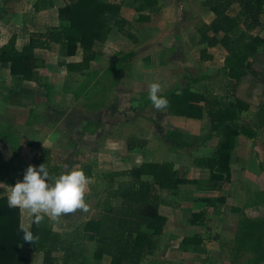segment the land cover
<instances>
[{"label":"crops","instance_id":"obj_1","mask_svg":"<svg viewBox=\"0 0 264 264\" xmlns=\"http://www.w3.org/2000/svg\"><path fill=\"white\" fill-rule=\"evenodd\" d=\"M64 5L63 0H0V49L12 37H15L16 48L21 51L28 45L31 33L45 32L49 28L59 27L61 24L59 9ZM125 40L122 34L113 29L104 49L105 56L112 54L111 50H115L117 47L124 48L125 51L119 55L121 57L119 60L123 64L119 62V65L115 62V65H104V67L105 63H102L104 56H100L91 63L90 69L83 72H70L68 68L70 64L82 62L83 50L81 48L73 57L66 55V49L61 44H53L51 50H36L35 55L40 60L36 71L43 83L47 85L46 90L34 81L12 76L9 68L0 63V163L5 166V172H0V183H3L0 184V198L7 197L6 193L10 191L9 186H11L6 185L1 177L7 180L9 178L15 183L22 180L23 175L21 174H24L28 165L27 161H24L25 158L30 160L33 166L38 167V164L33 163L39 152L36 148L37 145L41 146L42 151L54 155L53 157L57 155L56 159L62 161L59 173L55 171L58 164H55L54 161L52 162L53 167L50 165V169L46 168L51 175L58 176L65 171V164L69 167H73V165L78 168L91 167L92 177L89 179L84 197L90 208L87 207V210L77 209L75 212L69 213L70 215L62 214L58 218L46 215L51 222L52 230L67 238L68 236L63 233L66 231L64 224L75 223L77 217L82 219L80 224L85 223L95 212L92 200H95V180L99 178L100 174H97L94 161L97 163V160H101L100 151H102L101 146L104 142L113 145V147H108V144H104L108 151L107 160L109 158L111 160L110 164L116 165L118 162L126 167L129 162L135 160L131 162L135 167L142 163L155 162L171 164L173 169L179 171L175 167L178 162L172 160L179 155L188 154L190 155L187 165L189 173L184 175V179L194 182L180 185L174 192L161 191L162 199L170 203L160 208L161 214L167 218V223L162 235L158 237L156 250L143 255L140 264H230L233 249L228 245L232 240H235L237 231H233L229 222L236 219L238 222L247 219L252 223L263 224L264 227V49L260 50L253 60L258 75L244 76L234 89L229 88L232 81L222 71H219L213 78L212 73L208 72V75L206 74L203 79L205 83L209 79L216 83V79L219 77L223 82L221 91L216 90L218 89L216 86L208 85V82L203 89L198 88L200 79L196 76L190 77L186 83V85H191L192 92L210 94L219 99H230L231 96H234L248 105V109L241 114V123L246 125L248 132L241 133L236 139L235 147L231 153V182L220 194L219 190L213 188V185L208 186V181H204L208 174L211 175V170L206 162L213 155L219 142L216 131L212 130V118L206 112L200 119H197L173 115L167 108L157 110L152 107L147 91H142V88L140 97L145 98L144 104L141 108H136L133 103V88L138 83L126 84L128 86L121 91L123 81L127 78L129 71L134 68L132 63H135L132 60L130 65L126 61L133 59L137 54L134 52L136 49H132L133 45L131 46ZM218 48L219 46L209 49V54L213 56V50ZM128 56H130L129 59H127ZM212 60L204 62L210 65ZM101 66L104 68L101 69ZM223 74L226 76L224 79ZM105 81H107V85L102 87V84H106ZM72 84L75 87L73 98L76 103L80 104V108H77L79 119H72L71 117L74 115L70 116L67 109H63L64 112L60 115L56 114L51 107L53 96L57 94L55 92L61 94L63 98ZM117 89L120 90L118 93ZM112 94H118L120 98H116V95L111 100ZM13 96L31 100L30 103L25 104L21 98L13 100L11 98ZM41 96L45 103L42 110H37V103ZM122 96L125 97V101H121ZM65 98L69 100V94ZM84 102L85 104L82 106L81 103ZM6 108L8 112L13 113L12 116L4 114L7 112ZM38 111L42 113L40 114ZM133 111L139 112L135 113L136 127L140 129L148 127L150 125L148 122L151 119H153V121L151 120L152 126L157 124L163 127L162 136L156 138L158 146H163L155 149L157 156L154 155L155 152L148 151L150 145L153 147L152 144H154L153 141H150L148 132L128 133V127L132 126ZM55 115H59L60 119L55 120ZM152 129L154 130V127ZM174 129H181L193 138L190 140L189 148L175 150L168 142L165 133ZM125 136L129 138L128 141L125 140ZM162 137L163 139L160 140ZM135 142L137 144H134ZM130 143L132 149H129ZM197 149H199V154L202 150H206L205 156L194 155L192 157ZM47 159L49 160L51 157L48 155ZM14 161H18L17 169L13 174H7ZM128 179L122 175L115 178L119 182ZM204 182L206 183L203 184ZM108 185L110 186L108 189H111L112 184ZM114 188L116 187L114 186ZM203 193L209 196L213 195V197L210 196L213 201L222 196L224 201L215 207H208V198L204 197ZM222 207L230 209L229 215L224 218L218 217V215L214 216V213ZM233 208L239 209L245 216L241 214L233 216ZM203 211H206V215L199 216ZM67 217L71 220H67ZM31 221L32 217L28 215L27 210L21 209V224L30 225L31 229ZM217 227L219 229L214 231V228ZM240 233L237 236H240ZM88 243L94 242L87 241L81 245L85 249ZM24 248L32 250L36 257L43 253L22 246L20 255L29 259V264H31L32 254L22 255L21 251ZM84 252L86 253V251ZM59 253L61 256L64 255V252L59 251L52 254L56 259L54 264H62L55 256ZM85 253L83 264H86L85 258L90 260V254L96 264H111V257L107 255L97 258L95 252ZM43 264H45L44 259Z\"/></svg>","mask_w":264,"mask_h":264},{"label":"trees","instance_id":"obj_2","mask_svg":"<svg viewBox=\"0 0 264 264\" xmlns=\"http://www.w3.org/2000/svg\"><path fill=\"white\" fill-rule=\"evenodd\" d=\"M63 1L65 5L59 9V27L31 33L28 45L21 51L16 48L15 37L0 49V63L9 68L12 76L34 81L44 90L48 87L36 71L40 65V60L35 55L36 50H51L53 44H61L66 49V55L73 57L81 48L82 62L70 64L68 68L70 72H83L90 69L93 61L104 55V45L113 29H117L120 34L124 33L129 22L123 15L124 7L134 8L137 2L142 1L141 9L157 10L155 0H122L120 4L107 0ZM235 4L240 10L237 17H232L229 11ZM203 5L214 15V19L198 29L200 58L210 61L212 56L209 49L218 46L225 48L228 56L221 71L232 81L229 88L234 89L244 76L258 75L253 60L264 49V35L252 36L249 32L256 29L264 32V0H206ZM142 19L148 18L140 16L139 20ZM241 21L246 31H240ZM129 58L130 56L127 57ZM161 95L167 98V109L173 115L200 119L206 112L212 118V130L216 131L219 142L206 163L211 170L209 182L221 194L231 182V153L236 139L241 133L248 132L246 125L241 123V114L248 109V105L234 96L219 99L210 94L192 92L190 84L180 91L172 90ZM165 138L173 144L175 150L189 148V142L193 139L181 129L167 131ZM36 148L39 155L34 161L43 164L46 154L40 145ZM129 149H132L131 143ZM80 169L88 178L92 177L91 167L84 166ZM4 171L5 166L0 163V172ZM120 175L129 179L118 182L116 188L108 190L102 208L79 226V230L82 231L84 240L96 243L97 258L107 255L111 257V264H140L143 255L156 250L158 237L162 235L167 223L160 208L170 203L162 199L161 191L174 192L180 185L194 181L184 179L171 164L155 162L142 163L123 173H110L106 178L113 180ZM49 177L56 175L50 174ZM1 179L6 185L15 183L9 178ZM223 201L222 196L215 201L208 199V207H215ZM205 215L206 211H203L199 216ZM20 225L21 209L9 207L7 197H1L0 264H29L28 259L20 255L22 246L43 252L45 264H54L56 259L52 254L58 251L64 252L60 259L62 264H83L85 249L80 243L82 235L68 239L54 232L45 215L39 223H32L30 231L34 238L28 242L23 238ZM248 226L252 239L256 237V245H259L263 234L257 231L261 226L252 222ZM247 234V230L240 233L242 244L247 241Z\"/></svg>","mask_w":264,"mask_h":264},{"label":"rangeland","instance_id":"obj_3","mask_svg":"<svg viewBox=\"0 0 264 264\" xmlns=\"http://www.w3.org/2000/svg\"><path fill=\"white\" fill-rule=\"evenodd\" d=\"M107 1L111 2V3H115V4H120V2L122 0H107ZM155 1H156L155 8L157 10H154V11L152 10L153 12L150 11V9H148V8L141 9L140 3L142 1L137 2V4L134 7L135 9L133 8V6L132 7H128V6L124 7L123 15L128 19L129 22H128V25H127L124 33H122V36L126 39L125 41H128V43L131 44V46L133 45L132 49H136V50H134V52L137 54L135 55V57L133 56L135 59L133 58V59H129L128 61H126L127 64L128 63L130 64V62L132 60H133L132 62H135V63H132L134 68L131 69V71H129L128 75L126 76L127 78L124 77L126 79L123 81V86H122L121 91L124 89V87L128 86L126 84H131L132 82L138 83V85H135L133 88L134 89L133 90L134 91L133 103H135L136 108H141L142 104H144L145 98L140 97V93H141L140 89L142 88V91H147V96H148V91H149L148 85L150 82H158L161 84V86H162L161 92L158 93V95H160L162 93H166V91L168 92L171 90H177V89L179 90V89L183 88L186 85V83L188 82L187 80L190 79V77L192 78L193 76H196L198 79H200V83H199V85H197L198 88L203 89L204 85L208 82L209 83L208 85L216 86V87H218V89H216V90L221 91V87L223 86V82L219 77L216 79L217 80L216 83H214L212 79L207 80L206 83L203 80L205 75L208 72L212 73L211 74L212 78L219 71L221 72L220 69L225 66L226 58L228 56V53L225 50V48L219 46L218 49L213 50L214 54H213L212 58H214V59L211 61L210 65L206 64V62H204L200 58L201 46H199L200 35L198 32V29L203 24H205V23L208 24L214 19V15L207 9V7H205L203 5V3L206 0H155ZM143 5H144V2H143ZM138 9H140L141 11L137 12L136 10H138ZM239 10H240V7L237 4H235L231 7L229 14L232 17H237ZM124 11L126 12L125 14H124ZM151 12H152V14H151ZM140 16H143V17L148 18V19L147 20H143V19L139 20ZM262 21L264 22V16H262ZM240 25H241V28H239L240 31H244L245 27L243 25V21H241ZM116 31H117V29H116ZM249 34L252 36H257L259 34L264 35V32L261 29H256V30L250 31ZM105 46H106V44L104 45V49H105ZM116 51H118V52H116ZM124 51H125L124 48L117 47V49L111 50L112 54H108V55L106 54L107 56L103 55L104 57L102 59L103 60L102 63H105V64H103V66L104 65H108V66L109 65H115V62H117L119 64V62H120L119 59H121V57H119V55L121 53H123ZM109 57H112V58H109ZM111 59H113V60H111ZM122 59H123V57H122ZM111 61L112 62L114 61V62L112 63ZM121 64H123V63H121ZM103 66H101V69H103L105 67V66L104 67ZM163 67H165V68H163ZM213 73H214V75H213ZM170 77H171V79H169ZM224 78H226L225 75L223 76V79ZM105 82H106V84H102V87L104 85L105 86L107 85V81H105ZM72 83H74V82L72 81ZM73 85L74 84H72V86L71 85L69 86L70 90L68 88L67 93H65L63 95V98H62L61 94H59L58 92H55L57 94L53 96V99H52L53 104L51 107H53L54 112H56V114L61 115L62 112H64L63 109H67V111L69 110V112H70V116L74 115L71 117L72 119H75V118L79 119L77 108H80L79 107L80 104L76 103V101L73 98V95L75 94V93H73V92H75V87H73ZM193 87L195 89H197L195 86H193ZM118 90L119 89L116 90L117 93H118ZM214 90H215V88H214ZM67 94H69V96H70L69 100H66V98H65L67 96ZM116 95H117L116 98L119 99L120 96L118 94H116ZM116 95L112 94L110 97L111 100H113ZM11 98L13 100L14 99L20 100L21 97L13 96ZM21 100L23 101V103L28 104V103H30L31 99L21 98ZM39 100L40 101H38V103H37L38 108H36V109L42 110L44 103H45V100L42 98V96L40 97ZM121 101H125L124 96L121 97ZM84 104H85V102L81 103L82 106H84ZM6 111H7L6 113L4 112V114H6V116L7 115L12 116L13 115V113L8 112L7 108H6ZM38 112H40V111H38ZM41 113L42 112H40V114ZM135 113L138 114L139 112L133 111L134 116L132 117V124H131L132 126L130 128L128 127V129H127L128 133L132 132V134H134V133L139 134L142 132L143 133L148 132V136L150 137V141H153V143H154V144H152L153 147L150 145L148 151L155 152L154 155L157 156L156 155L157 151L155 149H157L158 147L162 148L163 146H161V147H160V145L158 146V144L156 143V140H157L156 138H158V137L160 138L162 136L163 127H160L157 124H153V126H152L151 122L153 121V119H151L152 121L150 120L148 122V123H150V125L148 127H142V129H140V128L136 127L137 120H135V117H136ZM58 116L59 115H55L54 119L55 120L60 119V117H58ZM152 127H154V130L152 129ZM124 138L126 141H128V139H129L126 136ZM162 139H163V137L160 140H162ZM138 142H140V141H138ZM104 144H108V147L109 146L113 147V145L111 143L104 142L103 145L101 146L102 151H100V153L102 155L100 157L101 160H97V163L94 161L95 168L97 167V171H98L97 174H100L99 178H96V180H95V185H96L95 192H94L95 200H92V206L94 207L95 211H98L99 209L102 208L103 200L107 195V192L109 190L108 188L110 187L108 184L111 183L112 184L111 187L114 188V186L117 187L118 182H119L118 180H115V178L113 180L107 179L106 176L110 173H123V172L128 171L130 169H133V167H135L131 163V162H134L135 160H132L131 162H129L127 167L124 166L123 164L118 163L117 161H116L117 162L116 165L110 164L111 160H109L110 158L107 160L106 154L108 155V151L106 150V148H105L106 146ZM134 144H137V142H135ZM172 146H173V144H172ZM72 148L75 149L76 147H72ZM198 152H199V149H197L192 154V157L194 155L205 156L204 153H206V150H202L200 154ZM43 153L46 154L45 158H43V164L46 165L45 167L49 168L50 165H51V167H53L52 162L54 161L55 164H58L55 168V171L56 172L58 171V173H59L60 164L62 161L56 159L57 155H55V157H53L54 155L52 156V154H47V152L44 150H43ZM37 155H39V154H37ZM48 155L51 157V159H49V160L47 159ZM189 156L190 155H188V154L187 155H185V154L179 155L178 157H176V159L172 160L173 162L174 161L178 162L176 164L177 166H175V167H177V169L179 170L178 172L183 177H184V175L185 176L187 175L186 173H189V172H187V170L189 168V166H187L189 164V158H190ZM24 161H27V163H28L27 167L29 165H33V164H31V161L26 159V158ZM33 163L35 164L36 162L33 161ZM69 163H71V162H69ZM17 164H18V161H14V164L10 167V169H9L10 171L7 172V174L8 173L13 174V172H15V170L17 169ZM39 165H41V163L38 164V166ZM73 167H75V165H73ZM50 171H52V170H50ZM21 175H23V173ZM4 176H6V175L4 174ZM207 178L204 181H206V182L208 181L207 185L211 186V184L209 182L211 175L208 174ZM118 179H120V178H118ZM206 182H204L203 184H205ZM198 194H202V193H198ZM203 194H204V197H207L209 200H211L212 199L211 197H213V195H210L211 196L210 197L206 193H203ZM88 208H90V207H88ZM229 213H230V209L228 207H225V208L222 207L218 210V212L214 213V216L218 215V217L224 218L225 216L229 215ZM232 214H233V216H236L237 214L238 215H240V214L244 215L241 213V211L239 209H236V208H233ZM67 220H71V219L67 217ZM81 221H82V219L80 217H77L75 223H72V222L68 223L67 222L66 224L63 225L65 227L64 229H66V231H64L63 233L68 236L67 237L68 239H73L77 235H79V236L82 235V236H80V243L84 245L85 242H87V241L84 240L82 231L79 230V226L84 224V223L80 224L79 222H81ZM78 223H79V225H77ZM249 223H251V221H247V219H242L239 222L236 219L232 222H229L230 227H232L233 231H237V234H239L242 229L247 230L248 234H249V235L247 234V237H248L247 241L243 244H242L241 239H239V236H237V234H236L235 240H232L229 243V245H228L229 248L233 249L232 253H231V260L232 261L230 264H264V227H263V224H259L261 226V228L257 231V232H260L261 234H263V237L260 240V244L256 245V240H255L256 237L252 239V235L248 230V227H249L248 224ZM216 229H219V227L214 228V231ZM216 235L219 236L220 234H216ZM87 245H88L87 248L85 247V251L87 254L92 253V252H96L97 246L95 243H88ZM243 249H245V251H243ZM28 251H30V252H28ZM30 253L32 254L30 257L31 258L30 259L31 264H43V259H44L43 253L38 254V257H36V254H34V252L32 250H28V249L24 248L21 251V254L25 255V256H27V254L29 255ZM55 256L58 257L59 260L62 258L60 253L56 254ZM89 256H90V260H88V258L87 259L85 258L86 264H96V263H94V260L92 259V255L90 254Z\"/></svg>","mask_w":264,"mask_h":264},{"label":"clouds","instance_id":"obj_4","mask_svg":"<svg viewBox=\"0 0 264 264\" xmlns=\"http://www.w3.org/2000/svg\"><path fill=\"white\" fill-rule=\"evenodd\" d=\"M161 87L158 82H150L148 85V98L157 110L168 105L167 98L158 95ZM64 169L61 174L50 179L44 164L38 167L29 165L22 180L9 186L10 191L6 193L8 206L27 210L32 223H39L45 215L58 218L77 209L86 210L88 205L84 197L90 178L78 167L65 164ZM20 229L25 241L33 240L30 225L21 224Z\"/></svg>","mask_w":264,"mask_h":264}]
</instances>
